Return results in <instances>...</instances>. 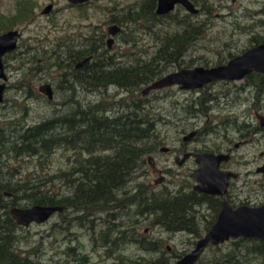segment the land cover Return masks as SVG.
I'll list each match as a JSON object with an SVG mask.
<instances>
[{
    "label": "rangeland",
    "instance_id": "374dc122",
    "mask_svg": "<svg viewBox=\"0 0 264 264\" xmlns=\"http://www.w3.org/2000/svg\"><path fill=\"white\" fill-rule=\"evenodd\" d=\"M142 1L100 0L77 9L68 7L66 0H0V34L18 30L22 35L16 51L17 56L6 62L5 74L11 87L5 94V101L0 105V129L10 132L18 129V125L34 126L46 119L63 116L74 107L88 109L90 104L110 106L108 104L143 100L149 114L158 118L155 136L161 144L157 146L155 152L145 157L146 160L149 156L153 157L155 171L146 162L125 190L132 191L136 184H149L153 187L152 192L164 187L171 191L176 190L196 166L194 161L190 160L182 167H178L174 162V156L184 144L183 137L192 131H198L196 138L185 143L188 149L225 152L231 148L233 151L231 166L240 174L239 180L235 183L240 186L244 178L250 180L246 188V191L250 192V204L263 203L264 178L255 171L264 162V131L249 135L251 141L237 150H234L233 146L242 141L239 132H243V124L251 127L249 132L258 126L254 111L257 110L264 115V75L253 73L247 78L248 82L241 80L214 83L201 91H183L178 87H170L150 92L145 97L141 94L147 88L146 85L132 96L111 87L107 93L91 95L85 101L81 97L75 101V98L71 97L74 95L72 92L66 91L62 94L58 87L53 89L52 101H48L38 92L41 84L54 83L60 74L53 66V57L50 54L55 41L59 38L64 40L70 36L71 39L79 41L81 36L95 37L102 32L106 33L109 27L119 26L121 31L115 38L112 50V53L118 54L116 61L127 67L149 63L159 49L158 39L172 34L177 29V24L187 21L185 17L190 14L182 8L171 13L172 15L169 14L170 16L159 18L156 22L141 20L128 22L123 26L114 22L124 21L123 17L130 11L136 12ZM210 3L212 6L210 16L200 12V5H195L199 13L196 16L190 15V21L195 26L201 28L202 24L206 23L208 26L206 33L199 35L190 43L185 49L184 57L177 58L174 63L159 62L157 68L152 71L156 78L153 82L187 67L209 68L219 63L224 64L230 60V55L236 57L248 50L252 38L264 36V0H221ZM19 4L28 7L29 14L21 19H15ZM48 4H52L53 10L56 11L47 16L42 15L41 12ZM177 66H180V69ZM240 86H244L245 89L237 91ZM221 94L228 96V99L223 98ZM203 95L205 99L208 97L207 100L216 97L217 99L206 102L200 108L197 100ZM162 148H168L169 152H160ZM73 160L74 154L64 151L63 148L56 149L52 155L46 157L3 159L4 177L15 182L27 177L33 179L35 176L54 175L67 170ZM144 171L145 175L149 173V176L141 178ZM247 171L250 172L249 176L245 175ZM161 176L164 178L163 184L154 185V181ZM55 190L58 198L69 193L60 181H56ZM243 197L244 195L240 196L241 199ZM133 210L134 208L130 209L127 206L118 215L122 217L121 220L127 230L133 222H137L139 223L137 232L142 233L146 230L144 231L146 237L164 241L169 250L170 248L177 252L186 250L188 253L193 249L191 243L197 241L193 236L182 233L173 235L165 233L160 228H151L149 220L138 218ZM203 214L207 215V211ZM73 217L68 210L54 215L42 225H31L19 230L21 250L31 253L30 256L45 264H73L68 249L80 248L78 253L86 255L89 264H117L115 255L108 258L102 249H93L96 243L92 242L87 230L80 229L74 224ZM101 218L105 219L106 215H101ZM118 223L116 221L115 225ZM99 225H94L98 231L103 229ZM232 242L220 245L217 252L207 249L198 264H214L213 261L218 258L219 263H228L229 260H224L222 255L235 250ZM241 252L245 255L244 248H241ZM122 254L135 258L140 252L136 245H129ZM242 254L237 255L241 262L236 261L238 259L236 254V258L231 262L264 264L251 255L242 257Z\"/></svg>",
    "mask_w": 264,
    "mask_h": 264
},
{
    "label": "trees",
    "instance_id": "16d2710c",
    "mask_svg": "<svg viewBox=\"0 0 264 264\" xmlns=\"http://www.w3.org/2000/svg\"><path fill=\"white\" fill-rule=\"evenodd\" d=\"M210 1L221 0H192L196 6L200 5L199 10L205 16L211 15ZM154 10L155 0H143L136 12H128L123 17L124 21H115L120 26L141 20L156 22L161 17ZM28 14V7L19 4L15 19ZM190 18L186 15L187 21L177 24L172 34L158 39L159 49L150 64L129 67L109 64L91 77L89 83L92 89L113 83L132 96L143 86H149L156 79L152 71L159 62L174 63L181 56L182 49L188 48L193 40L206 33V23L197 28ZM261 44H264V36H256L251 39L248 48ZM234 57L230 55L229 59ZM177 67L180 69V66ZM204 97L197 100L200 108L212 101ZM108 105H90L88 109L74 107L63 116L46 119L34 126L18 125V129L10 131L9 135L5 134L6 129H0V264H45L21 250L18 231L23 227L10 217L11 208L60 206L64 208L63 212L70 210L74 215V224L87 230L92 242L96 243L93 249H102L108 258L115 255L117 264H174L186 254V250H169L162 240L149 239L144 234L145 230L137 232V222H133L127 230L122 217H118L127 206L134 208L138 218L149 220L151 228H160L173 235L188 234L198 240L213 225L219 213L218 200L195 193L191 186L192 174L174 191L164 187L152 192L145 184L132 187L135 193L125 190L135 179L134 175L146 165L145 157L161 144L155 136L158 118L149 114L143 100ZM58 148L74 154L67 170L15 182L4 177L3 159L46 157ZM56 181L62 182L63 188L68 189L67 196L61 192L64 196L57 197ZM205 211L207 215L203 214ZM101 215H106V218L102 219ZM116 221L119 222L117 225ZM96 224L103 229L98 231L94 226ZM232 244L235 250L222 255L224 260H229L228 263L223 261V264H238L231 260L242 254L241 248H244L245 254L242 257L251 255L264 263V241L237 239ZM129 245H136L140 252L138 257L130 258L122 254ZM218 247L208 249L217 252ZM78 252L80 248L68 249L72 263L89 264L88 257ZM237 258L236 261L241 262ZM213 262L222 264L219 258Z\"/></svg>",
    "mask_w": 264,
    "mask_h": 264
},
{
    "label": "water",
    "instance_id": "95a60500",
    "mask_svg": "<svg viewBox=\"0 0 264 264\" xmlns=\"http://www.w3.org/2000/svg\"><path fill=\"white\" fill-rule=\"evenodd\" d=\"M85 1L88 0H68L69 3H83ZM177 5L184 8L189 14L196 15L199 12L189 0H157L156 15H166L173 11ZM50 10L51 6H48L43 14H48ZM119 30V27L112 26L109 28V35L115 36ZM19 37L20 33L17 30L0 34V104L3 102L4 82L6 81L2 60L5 55L11 54L16 49ZM111 41L112 39L108 41V46L111 45ZM89 61V59L83 61L77 68L87 66ZM253 73L264 75V44L247 50L222 66L195 67L170 73L147 86L142 91V95L146 96L150 92L170 87H178L183 91L199 90L216 82L241 81ZM40 91L52 99L50 86L41 87ZM258 118L261 125L264 126V118L260 115ZM194 134L190 133L184 140H189ZM162 151L168 150L163 148ZM189 156V154L179 153L175 157V161L180 166ZM194 158L198 168L194 171L196 184L193 190L202 194L224 197L228 180L236 178V174L219 170L220 164L226 162L229 156L206 152L195 154ZM152 159L149 157L150 162ZM63 211L64 208L60 206H33L30 208H11L9 215L17 225L27 228L31 224L42 225L55 214H61ZM237 239L264 241V204L257 207L238 206L233 208L225 198L222 199L219 213L213 225L196 241L193 249L174 264H197L209 247H217Z\"/></svg>",
    "mask_w": 264,
    "mask_h": 264
},
{
    "label": "flooded vegetation",
    "instance_id": "af4514ba",
    "mask_svg": "<svg viewBox=\"0 0 264 264\" xmlns=\"http://www.w3.org/2000/svg\"><path fill=\"white\" fill-rule=\"evenodd\" d=\"M97 1H100V0H88V1H85L83 3H69L68 0H66V2L68 4V7L77 8V9L85 8L86 6H89L93 2H97ZM189 1L192 2V0H189ZM193 4L195 6V3H193ZM48 6H51V10H50V12L48 14H46V16L51 14L52 12L56 11V10H53L54 6L52 4H48L46 6V8ZM156 6H157V0H155V10H154L155 14H156ZM178 9H182V7L177 5L174 8V10L171 11L170 13H168L166 15H163V16H158V15L157 16L158 17H165V16H168L169 14L171 15V13H173L174 11H176ZM43 11L41 12V14L45 15V14H43ZM190 15L196 16L197 14L196 15L190 14ZM114 22L116 23V21H114ZM116 27H119V26H116ZM109 28L107 29L106 33L102 32V33L96 35L95 37L81 36L79 41H77L75 39H71L70 36H67L64 40L59 38L57 41H55L54 48H52L50 54L53 57V66L56 67V70L59 71L60 74L57 75L56 80H55L54 83L41 84L39 86V88H38V92L42 96H44L48 101H52V99L54 98V90L53 89H56V87H58V91H60L62 94H65L66 91L69 92V93L72 92V94H74V95H72L71 97H74L75 101H78L79 97H81L85 101L86 98L87 97H91V95L98 96L101 93H107L108 88H111V87H113V88L115 87L116 89H118V91L123 92L122 90H120V88L117 87V85H115L113 83H111L109 85H106V86L97 87L94 90L92 89V87H91V85L89 83L91 77H95L94 75L98 74L97 72L102 71V69H104V67H106L109 64H111L113 66H116V67H123L122 64L119 61H116L118 54L117 53H112L113 44L115 43V38L119 35L121 29L119 30V32L115 36H111V35H109ZM9 31H11V30H9ZM19 33H20V37L18 38L16 49L11 54L5 55L3 57L2 62H3V66H4V72L7 69L6 62H8V61H10V60L15 58L16 51L19 48V42H20V39L22 37L21 32H19ZM111 39H112L111 45L108 46V41L111 40ZM185 52H186L185 49L181 50L180 58L184 57ZM87 59L90 60L87 66H83V67L77 68V66L79 64H81L83 61H85ZM226 63L217 64L214 67L222 66V65H225ZM204 68H208V67H204ZM209 68H211V67H209ZM185 69H192V68H185ZM5 76H6V74H5ZM248 77H249V75L246 76L243 79L244 82H248L247 81ZM7 80H8V78L6 76V81L4 82L5 91H4V95H3V102L5 101L4 97H5L6 92L8 91V88L11 87L10 85H8ZM81 81H83V82H81ZM216 83H222V82H216ZM223 83H230V82H223ZM52 85L54 86V88H53ZM44 86H50L52 99H49L46 95H44L40 91V88L44 87ZM64 86H66V88H64ZM206 86H209V85H206ZM206 86H204V87H206ZM202 89H199V90L201 91ZM243 89H245L244 86H242V87L240 86V88L237 89V91H242ZM199 90H195V91H199ZM77 91H80L81 93L77 92ZM60 96H62V95H60ZM141 96L145 97L142 94H141ZM221 96L223 98H225V99H228V96H226L224 94H221ZM213 99H217V97L213 98ZM3 102L1 104H3ZM113 113H115V112L113 111ZM259 115L264 118L263 114L259 113L257 110L254 111V117H255L256 121L258 122V126L255 127L252 131L249 132V130H251V127H249L247 124H243V128H244L243 132H241V131L239 132V137H240V140H242V141L238 142L237 144H235L233 146L234 150L239 149L241 146H243L246 143H248L249 141H251V138H248V137H250L249 135H251V134H260V133H262L264 131L263 130L264 126L261 125V121L258 118ZM57 117H59V116H57ZM190 133H195V134H194V136L192 138H189V140L185 141L184 138L187 137ZM190 133H188L186 136L183 137L182 141L184 142V144L181 147V149L174 156V162L178 166V164L175 161V157L179 153H184V154H189L190 155L187 159H185L183 161L182 165H180L178 167H182L186 162H188L190 160L194 161V164H195L196 168L193 170V172H191V174L193 175V181H194V185H191L192 186V190H193V187L196 184V181H195V178H194V171L198 168V165L195 163L194 155L195 154H200V153H206L207 151H190V149H188V146L185 143L191 142L194 138H196V136H198V131H192ZM5 134L9 135L10 132H5ZM162 149L160 150V152H163ZM166 149L168 151L163 152V153H168L169 152V149L168 148H166ZM208 153L227 154L229 156V159L226 162H222L220 164L219 170L220 171H224V172H230V173L236 174V178H231V179L228 180L227 187H226V194H225L224 197L202 194V193H199V192H195L193 190L195 193H198V194L204 195V196H208V197H213V198L217 199L218 203H219V210H220V202L224 198L227 200L229 205H231L233 208H236L238 206L257 207V206H261V205L264 204V202L261 203V204H250V201H249V196H250L249 193L250 192L248 190L246 191L247 185L250 183V180H248L247 178H244V180H243V182H242V184L240 186H238L235 183L237 180H239L240 174L237 173L236 169H234L231 166L232 165V157H233V155H232L233 151H232L231 148L226 149L225 152H208ZM149 157H152V156H149ZM149 157L147 159L148 165L150 166L151 169L154 170V168H155L154 159H152V162H150L149 161ZM255 172H256V174H259V175H261L264 178V162L262 163V165L260 167L256 168ZM145 174H146V171L143 172V175L141 176V178H146V177L149 176V173H148V175H145ZM245 175L249 176L250 172L247 171L245 173ZM187 178H190V177H187ZM163 182H164V178L161 176V177H159L158 180L154 181V185L159 186V185H162ZM146 186H147V188L149 190L153 189V187H151L149 184L146 185ZM263 186H264V184H263ZM263 186H262V189L264 190ZM241 195H244L243 199L240 198Z\"/></svg>",
    "mask_w": 264,
    "mask_h": 264
},
{
    "label": "bare ground",
    "instance_id": "6f19581e",
    "mask_svg": "<svg viewBox=\"0 0 264 264\" xmlns=\"http://www.w3.org/2000/svg\"><path fill=\"white\" fill-rule=\"evenodd\" d=\"M160 79H161V78H160ZM188 91H190V90H188ZM193 91H195V90H193ZM58 141H59V140H58ZM136 169H137V168H136ZM136 176H137V175H136ZM131 182H132V181H131ZM126 191H127V190H126ZM134 191H135V190H134ZM31 225H36V224H31ZM31 225H30V226H31Z\"/></svg>",
    "mask_w": 264,
    "mask_h": 264
}]
</instances>
